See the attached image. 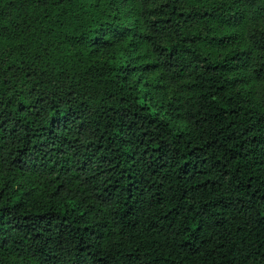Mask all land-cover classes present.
Wrapping results in <instances>:
<instances>
[{"label":"trees","instance_id":"obj_1","mask_svg":"<svg viewBox=\"0 0 264 264\" xmlns=\"http://www.w3.org/2000/svg\"><path fill=\"white\" fill-rule=\"evenodd\" d=\"M0 264H264V0H0Z\"/></svg>","mask_w":264,"mask_h":264},{"label":"rangeland","instance_id":"obj_2","mask_svg":"<svg viewBox=\"0 0 264 264\" xmlns=\"http://www.w3.org/2000/svg\"><path fill=\"white\" fill-rule=\"evenodd\" d=\"M94 53L102 58H105L109 54V49L108 47H99L96 52L94 51Z\"/></svg>","mask_w":264,"mask_h":264}]
</instances>
